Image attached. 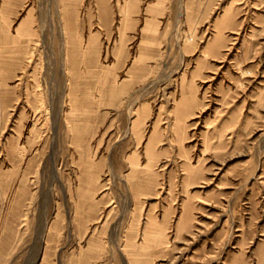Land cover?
Wrapping results in <instances>:
<instances>
[{
    "label": "rangeland",
    "instance_id": "obj_1",
    "mask_svg": "<svg viewBox=\"0 0 264 264\" xmlns=\"http://www.w3.org/2000/svg\"><path fill=\"white\" fill-rule=\"evenodd\" d=\"M0 264H264V0H0Z\"/></svg>",
    "mask_w": 264,
    "mask_h": 264
}]
</instances>
